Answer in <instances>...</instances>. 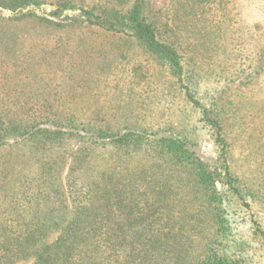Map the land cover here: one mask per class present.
Returning a JSON list of instances; mask_svg holds the SVG:
<instances>
[{
	"label": "rangeland",
	"instance_id": "obj_1",
	"mask_svg": "<svg viewBox=\"0 0 264 264\" xmlns=\"http://www.w3.org/2000/svg\"><path fill=\"white\" fill-rule=\"evenodd\" d=\"M58 1L39 0L19 14L0 0V119L56 131L45 150L20 136L0 148V171L16 178V192H7L14 207L29 211L30 203L19 206V193L29 191L37 210L52 213L45 223H56L55 238L86 192L66 181L68 173L84 183L101 172L97 203L85 211L111 235V264H201L213 252L264 264V238L253 224L264 232V0H140L163 41L182 55L181 78L140 42L89 26L78 7L61 9ZM100 1L126 9L135 0ZM204 111L221 127L239 197L223 184ZM107 134L140 138L114 143ZM160 138L183 141L192 158L221 175L206 188ZM33 174L47 184L25 187Z\"/></svg>",
	"mask_w": 264,
	"mask_h": 264
},
{
	"label": "trees",
	"instance_id": "obj_2",
	"mask_svg": "<svg viewBox=\"0 0 264 264\" xmlns=\"http://www.w3.org/2000/svg\"><path fill=\"white\" fill-rule=\"evenodd\" d=\"M38 1L39 0H8L7 3H1V5L12 13L21 14L24 8L32 4H37L36 2ZM94 1L95 2L91 3V5L87 4V0H81L79 5L73 4L69 0H60L58 3L61 9H75L78 7L81 16L89 26H93L108 33L120 34L135 39L150 49L161 60L165 61L175 77H182V55L172 43L163 41L155 23L149 21L148 17L145 15L142 8L143 3L140 0L133 1L126 9L110 7L111 4L107 1H104V3L100 0ZM185 94L190 101L197 105L190 97L188 88ZM204 116L214 130L215 142L220 147V155L223 158L222 165L224 177L227 179V182L223 184H230L229 190L239 197L237 188L233 185L234 177L224 163L225 145L221 137V127L216 120L207 118L206 111H204ZM20 123L23 125V128H21L22 126L20 127L17 120L13 118L5 120H3V118L2 120L0 119V148L7 143L6 139H15L18 136L31 142L32 148L36 151L41 149L45 150L50 143L56 141V139H53L56 131H49L48 129H35V131H32L34 130V126L24 123V121ZM108 135L110 137L113 136L111 140L114 141V143L116 141H127L128 143L129 141L125 140V138L128 137L135 140L140 138L138 135L131 134L122 136L107 134L104 136L109 137ZM100 138H103L102 135ZM157 143H159V145L165 144V149L172 153V158L186 163L193 173L196 174L197 180L203 183L206 188H210L216 178L221 175V173H217L215 170L209 171L207 165L200 159L192 158L183 141L179 139L160 138ZM36 159H32L33 163H37ZM44 166L45 165H43L42 168ZM49 167L50 166L47 165L42 170L46 171ZM72 167L73 165L71 168ZM6 170V168L3 170L1 169L0 174H3ZM5 174H8V172L3 175ZM99 174L102 175L103 173L97 172L93 176V179L83 183L79 181L77 177L73 176V172L68 173L66 181L70 185L72 184L73 187L79 184L78 187L80 189H82L84 185L86 192L83 193L82 196L84 197V201H79L81 206L77 209L78 212L76 211L73 214L72 221L67 227L60 229L58 236L55 238H53V231L55 230L54 226L56 223L53 222L52 226L45 223L47 217L50 220L52 213L37 210L38 203H36V200L31 201V199H29L30 197H35L30 195L28 193L29 191L19 193L21 196L23 195L25 199L24 202L19 201V206H24L25 204L28 206V203H30V206H28L30 207L28 208L29 211H18L14 207L16 204L14 194L12 193L10 196L7 195L9 191L16 192L17 189H13L14 180L16 178L9 179L6 178L5 175L3 178L6 179L0 182V193L4 194L2 198L0 197L3 201L0 202V264H15L21 260H30V264H111V256L108 253L110 249L113 251L114 247L112 248V245L105 241L110 239L111 235L110 233L107 234L108 231H105L103 227L100 226L99 219L86 216L85 211L91 209L88 206L92 207L97 203L95 193L97 191L95 187L98 184V179L96 181V178ZM96 175L97 177L95 178ZM106 178L110 181L107 176ZM47 182L48 179L46 177L33 174L25 177L24 186L32 190V185L41 188L44 187ZM92 186H94V189ZM70 189H72V187H70ZM212 193L215 194V190H212ZM76 196L80 197L81 195L77 194ZM104 197L106 199L105 206L110 207V195L106 194ZM6 201L12 204H10L9 207H2L5 205ZM245 207H247V205ZM24 211L27 213L29 212V215H25L26 218H24V214H26ZM217 222L220 224V228H223V222L225 221L220 213L217 216ZM253 224L255 225V230L264 238V232H262L255 222H253ZM224 230H227V225L223 228V231ZM102 235H105L106 239H103ZM137 247L135 246L133 249ZM141 248L146 247L142 245ZM205 257L206 258L201 264H244L239 260L231 259L226 256H219L216 252L210 253V256L206 253Z\"/></svg>",
	"mask_w": 264,
	"mask_h": 264
}]
</instances>
